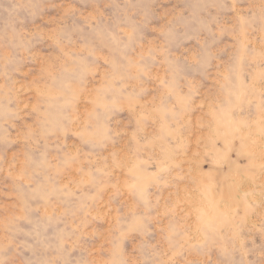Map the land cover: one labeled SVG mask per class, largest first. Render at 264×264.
<instances>
[{
    "label": "clouds",
    "instance_id": "9594fccd",
    "mask_svg": "<svg viewBox=\"0 0 264 264\" xmlns=\"http://www.w3.org/2000/svg\"><path fill=\"white\" fill-rule=\"evenodd\" d=\"M0 264H264V0H0Z\"/></svg>",
    "mask_w": 264,
    "mask_h": 264
}]
</instances>
